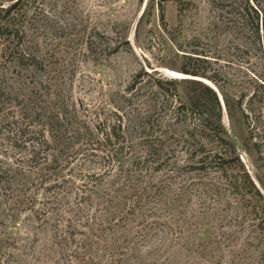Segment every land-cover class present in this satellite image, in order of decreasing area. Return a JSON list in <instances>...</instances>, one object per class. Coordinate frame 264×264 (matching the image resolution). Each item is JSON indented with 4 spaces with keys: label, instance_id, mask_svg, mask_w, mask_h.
I'll return each instance as SVG.
<instances>
[{
    "label": "rangeland",
    "instance_id": "obj_1",
    "mask_svg": "<svg viewBox=\"0 0 264 264\" xmlns=\"http://www.w3.org/2000/svg\"><path fill=\"white\" fill-rule=\"evenodd\" d=\"M246 1L36 0L24 6L27 38L45 54L57 76L56 94L73 124L92 132V145L84 134L56 164L54 157L43 162L42 155L29 161L26 152L0 144V264H260L246 234L211 262L197 243L182 246L175 238L146 234L144 224L112 219L114 205L105 200L118 170L102 160L112 126L129 138L136 113H150L156 77L175 80L183 97L180 81L191 77L180 70L205 73L214 82H203L219 98L220 89L241 98L232 118L221 105V124L264 193V57L244 24ZM18 109L6 104L3 113L16 115ZM154 118L172 122L168 114ZM190 165L187 173L197 177ZM121 209L115 207L116 214Z\"/></svg>",
    "mask_w": 264,
    "mask_h": 264
},
{
    "label": "trees",
    "instance_id": "obj_2",
    "mask_svg": "<svg viewBox=\"0 0 264 264\" xmlns=\"http://www.w3.org/2000/svg\"><path fill=\"white\" fill-rule=\"evenodd\" d=\"M35 1L0 0V144L26 152L29 161L42 155L43 162L54 157L51 163L57 164V158L82 141L84 134L85 143L92 145V132L73 124L67 105L56 94L57 76L51 75L36 41L27 38V25H22L24 6ZM243 11L252 42L259 44L264 57V0H247ZM180 72L191 77L180 81L186 88L183 97L175 80L160 75L154 80L157 91L150 97V113H136L135 134L129 138L117 134L115 125L105 134L102 160L118 170L113 194L105 200L114 205L108 214L137 226L144 224L146 234L175 238L182 246L197 243L211 262L246 234L251 241L246 245L260 253L259 263L264 264V193L243 169L221 124V100L232 118L234 106L241 108V98L235 101L220 89V99L203 82H214L211 75ZM259 82L264 88V81ZM134 88L135 84L130 90ZM6 104L18 106L17 114H4ZM167 114L172 122L154 120ZM251 149L262 158L259 144L253 143ZM189 164L197 177L187 173ZM159 173L163 177L157 180ZM118 206L122 209L116 214Z\"/></svg>",
    "mask_w": 264,
    "mask_h": 264
},
{
    "label": "water",
    "instance_id": "obj_3",
    "mask_svg": "<svg viewBox=\"0 0 264 264\" xmlns=\"http://www.w3.org/2000/svg\"><path fill=\"white\" fill-rule=\"evenodd\" d=\"M215 90V89H214ZM221 105H222V107H223V109H224V105H223V102H222V100H221Z\"/></svg>",
    "mask_w": 264,
    "mask_h": 264
}]
</instances>
